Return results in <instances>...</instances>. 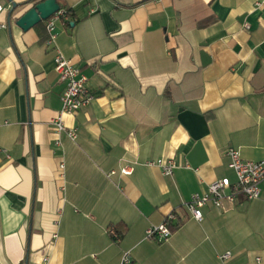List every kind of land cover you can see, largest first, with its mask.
Instances as JSON below:
<instances>
[{"label": "crops", "instance_id": "obj_1", "mask_svg": "<svg viewBox=\"0 0 264 264\" xmlns=\"http://www.w3.org/2000/svg\"><path fill=\"white\" fill-rule=\"evenodd\" d=\"M39 1L0 0V264H264V181L200 221L185 206L236 181L226 149L264 160V6L57 0L73 15L56 45L95 93L64 115L72 140L53 124L64 83L46 21L16 24ZM161 158L179 167L165 175ZM171 212L169 240L148 238Z\"/></svg>", "mask_w": 264, "mask_h": 264}, {"label": "built area", "instance_id": "obj_2", "mask_svg": "<svg viewBox=\"0 0 264 264\" xmlns=\"http://www.w3.org/2000/svg\"><path fill=\"white\" fill-rule=\"evenodd\" d=\"M138 1L143 2L146 0ZM255 4L257 7H262L264 6V0H256ZM2 11H4V7L0 3V13ZM62 17H66L64 10L58 11L46 20V29L49 33L47 43L55 47V70L59 74L60 80L64 83V90L61 94L62 108L54 119L53 124L57 132H65L70 139L76 140L78 128L68 127L64 121V115L77 113L90 104L95 98V93L88 87V77L70 59L66 58L56 45V22ZM1 26L5 27L4 24H1ZM57 144H60V142L57 141ZM225 155L229 158V167L234 171L236 181L232 182L228 178L217 179L209 184L205 193H194L192 195L191 199L185 203V206L190 210L192 216L199 221L203 219L202 208L206 204L221 206L225 200L234 201L238 196H244L247 199H257L261 196L260 185L264 181V160H245L242 158L240 150L232 147L226 149ZM149 164L159 166L165 175H171L179 167L175 159L161 158L156 161H150ZM61 166L63 168L64 164ZM130 171L127 168L121 170L125 174L130 173ZM176 220V213H169L161 224L152 225L147 229V237L155 238L161 242L169 240L173 233L172 226ZM112 234L117 237L114 231H112ZM231 257L232 253L230 251L219 256L223 261H228ZM120 264H131L128 253L122 256Z\"/></svg>", "mask_w": 264, "mask_h": 264}, {"label": "water", "instance_id": "obj_3", "mask_svg": "<svg viewBox=\"0 0 264 264\" xmlns=\"http://www.w3.org/2000/svg\"><path fill=\"white\" fill-rule=\"evenodd\" d=\"M17 5L14 4L9 12V18ZM61 10V5L57 0H42L35 3L30 9L22 14L17 20L16 24L24 30H28L35 25L46 21L58 11Z\"/></svg>", "mask_w": 264, "mask_h": 264}, {"label": "trees", "instance_id": "obj_4", "mask_svg": "<svg viewBox=\"0 0 264 264\" xmlns=\"http://www.w3.org/2000/svg\"><path fill=\"white\" fill-rule=\"evenodd\" d=\"M61 10H64V12H65L66 15H73V12H72V10L70 8H66L65 6H61ZM177 226L178 225H173L172 226L173 230L175 228H177Z\"/></svg>", "mask_w": 264, "mask_h": 264}]
</instances>
